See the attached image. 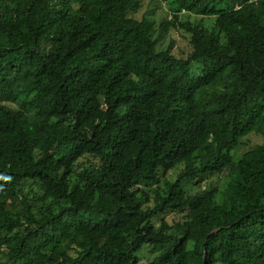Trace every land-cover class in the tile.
Here are the masks:
<instances>
[{
  "label": "trees",
  "instance_id": "trees-1",
  "mask_svg": "<svg viewBox=\"0 0 264 264\" xmlns=\"http://www.w3.org/2000/svg\"><path fill=\"white\" fill-rule=\"evenodd\" d=\"M164 1L0 0V264H264V0Z\"/></svg>",
  "mask_w": 264,
  "mask_h": 264
},
{
  "label": "rangeland",
  "instance_id": "rangeland-1",
  "mask_svg": "<svg viewBox=\"0 0 264 264\" xmlns=\"http://www.w3.org/2000/svg\"><path fill=\"white\" fill-rule=\"evenodd\" d=\"M142 1V7L141 9L134 13V16L136 17H142L143 15H146L153 20L156 21L158 24L160 20L168 16L169 12L167 9V4L164 0H141ZM184 16V15H182ZM170 39L174 41L173 44V51L177 53L178 55L181 53L182 50H186V39L183 38L178 31H169L166 35L163 36L161 39L162 46H167L170 42ZM3 99H7V97H4ZM244 140V139H243ZM261 137L251 136L249 139H247V144H250L251 146L256 144V142L260 141ZM247 146V145H245ZM228 172V170H224L223 174ZM209 180L214 181L218 185H221L224 183L225 177H218V176H212L208 177ZM206 180V178L204 179ZM204 180L201 182L202 185H204ZM184 187L186 190L193 191L198 189L199 185L195 183V180H185ZM141 257L143 258V261L147 262L152 258V255L148 252V248L145 246L141 250Z\"/></svg>",
  "mask_w": 264,
  "mask_h": 264
},
{
  "label": "water",
  "instance_id": "water-1",
  "mask_svg": "<svg viewBox=\"0 0 264 264\" xmlns=\"http://www.w3.org/2000/svg\"><path fill=\"white\" fill-rule=\"evenodd\" d=\"M205 255H206V249L204 250V258H205Z\"/></svg>",
  "mask_w": 264,
  "mask_h": 264
}]
</instances>
